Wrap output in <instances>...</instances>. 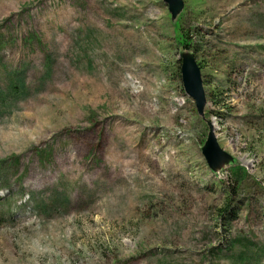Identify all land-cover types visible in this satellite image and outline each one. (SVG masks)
Listing matches in <instances>:
<instances>
[{"label": "rangeland", "instance_id": "rangeland-1", "mask_svg": "<svg viewBox=\"0 0 264 264\" xmlns=\"http://www.w3.org/2000/svg\"><path fill=\"white\" fill-rule=\"evenodd\" d=\"M183 2L0 0V264H264V0Z\"/></svg>", "mask_w": 264, "mask_h": 264}, {"label": "water", "instance_id": "water-1", "mask_svg": "<svg viewBox=\"0 0 264 264\" xmlns=\"http://www.w3.org/2000/svg\"><path fill=\"white\" fill-rule=\"evenodd\" d=\"M167 4V8L172 16V18L176 17L178 13L183 8L184 2L183 0H163ZM190 57L189 58H183L182 64H181V79L183 83V88L185 90V93L193 98L195 101V105L198 109H202L204 102H205V96H204V90L202 87V80L200 76V70L197 64L194 62ZM213 135L210 136L207 147L210 146L212 143ZM221 152L220 149L216 148L213 151H211L210 156L212 159H215L218 157V153ZM224 155V152H223ZM233 160V158H232Z\"/></svg>", "mask_w": 264, "mask_h": 264}, {"label": "trees", "instance_id": "trees-1", "mask_svg": "<svg viewBox=\"0 0 264 264\" xmlns=\"http://www.w3.org/2000/svg\"><path fill=\"white\" fill-rule=\"evenodd\" d=\"M183 38L179 42V46L182 49L191 50L190 41L187 39L185 33L182 34ZM25 73L22 70L17 71L16 69L13 72H8L5 75V84L1 85L0 83V102L11 101L12 98L20 99L27 95L28 91L26 90L25 83ZM233 166H235L233 164Z\"/></svg>", "mask_w": 264, "mask_h": 264}]
</instances>
